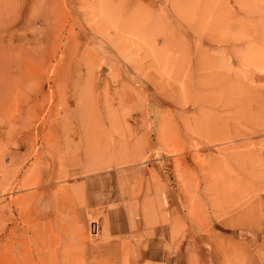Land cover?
<instances>
[{"label": "rangeland", "instance_id": "1", "mask_svg": "<svg viewBox=\"0 0 264 264\" xmlns=\"http://www.w3.org/2000/svg\"><path fill=\"white\" fill-rule=\"evenodd\" d=\"M125 243L264 264V0H0V264Z\"/></svg>", "mask_w": 264, "mask_h": 264}, {"label": "crops", "instance_id": "2", "mask_svg": "<svg viewBox=\"0 0 264 264\" xmlns=\"http://www.w3.org/2000/svg\"><path fill=\"white\" fill-rule=\"evenodd\" d=\"M132 252L133 251L131 250V247L128 246V244H126V243L123 244V247L121 246V244H119L118 250L116 252V257H117L116 264H137V262L139 260L141 261V258L144 257V255H145V253L142 252L139 254L140 257L137 258V261L135 259H133V261H131L130 258L132 256V254H131ZM146 262H151V260H146Z\"/></svg>", "mask_w": 264, "mask_h": 264}, {"label": "bare ground", "instance_id": "3", "mask_svg": "<svg viewBox=\"0 0 264 264\" xmlns=\"http://www.w3.org/2000/svg\"><path fill=\"white\" fill-rule=\"evenodd\" d=\"M246 95V94H245ZM213 100V99H212ZM211 102H209V104H210ZM211 104H214V101H213V103H211Z\"/></svg>", "mask_w": 264, "mask_h": 264}]
</instances>
